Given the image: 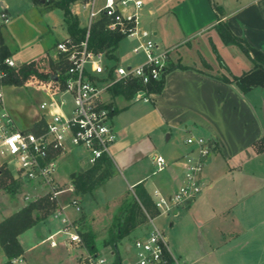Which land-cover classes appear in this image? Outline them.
I'll return each mask as SVG.
<instances>
[{
    "label": "crops",
    "instance_id": "0c3cea01",
    "mask_svg": "<svg viewBox=\"0 0 264 264\" xmlns=\"http://www.w3.org/2000/svg\"><path fill=\"white\" fill-rule=\"evenodd\" d=\"M46 1L35 3L30 0L29 3L27 0V10L39 17L60 10L48 8ZM144 1L142 27L151 33L158 52L169 51V72L162 92L152 94L151 101L144 107L133 108V100L123 96L115 98V101L123 99L120 107L115 103L112 120L117 141L110 149V158L117 174L108 181L124 177L129 187L125 199L129 193L134 194L135 187L140 184L152 199L155 193L169 198L185 182L184 158L192 154L186 139H210L216 148L199 176L202 191L173 213L179 224L191 229L173 243V249L170 244L169 247L184 264H264V153H256L253 149V144L264 136V87L244 94L235 84L223 80L252 71L255 62L239 45L226 44L219 28L221 25L227 27L233 36L264 54V0ZM72 7L75 5L70 8L78 18ZM4 9L9 17L7 24L1 18ZM60 11L66 26L64 12ZM19 16V4L0 0V29L12 53L11 58L19 65L32 63L41 72L50 70L55 60V45L62 40H53L46 48L41 44L36 46L37 38L32 42L13 37L8 39L4 26L14 35L13 23ZM68 36L67 31L64 39ZM136 46L137 41L134 48ZM25 49L31 54L24 55ZM116 51L109 52L108 63H120ZM223 51L231 52L238 61L228 64ZM8 87L15 86L1 87L5 107L16 126L25 130L20 113L24 115L29 104L18 106L17 115L15 105L5 98L4 90ZM34 90L36 95H42V101L47 99L44 92ZM33 108L27 114L38 123L42 113L39 106ZM81 149L86 155L79 152ZM158 155L167 160L165 170L159 173L155 164ZM68 159L71 166L66 168V180L60 182L56 175L60 184L72 183L74 173L93 166L85 147H69L59 162L67 163ZM7 163L0 157V168L5 165L11 169ZM93 192L80 196L79 204L84 206L81 214L69 216L66 211L70 205L64 204L61 217L78 221L81 233L95 234L98 247L95 252L106 254L111 246L100 247L101 236L97 235L95 228V223L106 220V212L102 220L97 207L84 203ZM0 200H3L0 202V223L25 207L16 201ZM54 218V215L50 216L18 237L24 254L14 259L13 264L69 263L67 259L52 261L50 258L55 252L50 246L51 237L64 228L63 219L57 222ZM149 233L127 242L129 244ZM61 236H57L56 241L66 249ZM48 254L49 257L45 256ZM7 262L0 245V264Z\"/></svg>",
    "mask_w": 264,
    "mask_h": 264
},
{
    "label": "built area",
    "instance_id": "2783aa9c",
    "mask_svg": "<svg viewBox=\"0 0 264 264\" xmlns=\"http://www.w3.org/2000/svg\"><path fill=\"white\" fill-rule=\"evenodd\" d=\"M72 5L87 11V26L83 28L85 39L76 42L68 36L58 42L54 60L57 68L49 73L51 78H33L28 82L26 87L33 86L47 97L39 105L42 115L36 129L22 130L16 126L5 107L0 86V157L7 160V164L15 163L16 180L48 189L47 196L55 202L59 195L75 191L72 184L68 189H61L56 178L59 159L69 147H85L93 165L105 155L110 157V149L117 141L112 122L114 89L139 84L142 88L132 100L148 103L152 95L148 85L163 79L168 71L169 51L158 52L151 33L142 27L144 0H72ZM5 11L1 18L7 24L9 17ZM100 22L108 32L135 39L137 46L133 54H143V63L128 67L110 64L108 51L90 49L91 31ZM5 64L12 69L21 66L11 57ZM3 77L0 72V81ZM185 142L195 155L184 158L185 182L178 192L169 198L160 193L153 196L158 216L169 217L202 191L199 176L216 148L215 143L204 137H189ZM155 163L157 173L167 166L162 155L156 157ZM73 205H79V201H73ZM59 207L55 217L63 215V207ZM77 211L81 212L80 206ZM156 218L148 215L153 229L147 236L134 239L121 252L111 247L105 254L89 251L81 238L79 224L63 216L64 228L51 237L50 246L59 248L56 237L62 235L68 255L75 259L74 264H182L172 253L164 231L156 226Z\"/></svg>",
    "mask_w": 264,
    "mask_h": 264
},
{
    "label": "trees",
    "instance_id": "16d2710c",
    "mask_svg": "<svg viewBox=\"0 0 264 264\" xmlns=\"http://www.w3.org/2000/svg\"><path fill=\"white\" fill-rule=\"evenodd\" d=\"M33 1L35 3L40 2V0ZM45 5L48 8L60 9L64 12L66 28L70 37L76 42L85 39L86 31L80 27L78 18L71 11L72 0H48ZM219 28L221 29V36L226 44L239 45L255 62V68L252 71L239 77L224 78L223 80L235 84L244 94L256 88L264 87V54L250 47L242 39L233 36L227 27L221 25ZM124 38L117 33L104 30L100 22L91 31L89 47L95 52L108 51L114 53ZM111 55L114 57L113 54ZM11 56L12 53L6 46L0 29V72L4 74V77L0 81V86L26 87L28 82L33 80V78L39 80H48L51 78L49 73L54 70L50 69L46 72H41L32 63L23 64L17 69L9 68L5 64V60ZM51 68H57L54 62L51 63ZM164 84L165 77L159 81H153L148 85V92L150 94H160L164 88ZM141 88L136 83L130 84L125 88L117 87L114 89V95L115 97L123 96L127 100H132L136 92L141 90ZM39 125L40 122L36 123L32 129H36ZM253 149L256 153H264V136L253 144ZM116 174L117 171L114 162L109 156L105 155L89 169L74 173L71 177L72 185L77 196H84L93 192L109 179L115 177ZM17 184L18 180L3 165L0 168V190L10 191ZM59 208L55 201H52L49 196H45L36 201H31L11 217L0 223V245L8 258L7 264H13L14 259L24 254L18 237L39 222L49 218ZM35 213H38V215H35ZM148 215L154 218L159 213L154 207L151 196L144 186L140 184L135 187L134 194L129 193L113 216L112 225L108 230V238L103 246H111L116 249L119 241L129 236L141 223L148 221ZM80 235L89 251L95 252L98 250L95 234L91 232H80Z\"/></svg>",
    "mask_w": 264,
    "mask_h": 264
},
{
    "label": "rangeland",
    "instance_id": "374dc122",
    "mask_svg": "<svg viewBox=\"0 0 264 264\" xmlns=\"http://www.w3.org/2000/svg\"><path fill=\"white\" fill-rule=\"evenodd\" d=\"M15 4L20 5V16L17 17L13 23L14 26V35L11 33V30L5 28L4 30L6 32L7 38L11 39L16 38L20 39L22 41H31L35 40L36 46L39 47L40 44L44 45L46 48L49 46L53 40H63L67 35V29L63 21V13L60 10H53L50 11L48 15L44 14L42 17L37 16L35 17L32 15L30 11L27 10L26 1L27 0H11ZM30 3V0H29ZM72 10L77 14L79 24L82 28L87 26V11L84 10L80 6L72 7ZM0 19V24H1ZM12 26V27H13ZM8 27V26H6ZM51 30V31H50ZM13 32V31H12ZM34 38V39H33ZM11 42V41H10ZM51 42V43H50ZM136 44V40L132 38H124L118 46V49L116 53L118 54V57L120 59V66L128 67V66H137L140 63L143 62V54L140 55H134L133 54V48ZM210 49V48H209ZM31 54L30 50L25 49L24 55L28 56ZM222 55L224 57V60L228 64H235L238 59H235L232 57L231 52H222ZM115 61H113L114 63ZM54 70L53 68H51ZM5 98L10 99L15 107L14 109L17 111V115L19 110L18 106H25L27 104L28 107L25 109L24 115H21V119L23 122V126L25 130L32 129L36 123V121L30 117L27 113L29 110L34 109L40 105V102L43 100L42 95H36L35 90L33 86L29 87H8L4 90ZM9 102V101H8ZM123 99L118 98L115 103L120 107L122 105ZM149 103V102H148ZM144 100L139 101H132L131 106L133 108H140L148 105ZM29 108V109H28ZM33 114V113H32ZM81 154L86 155L85 151L81 149ZM71 159V158H70ZM68 163H60L58 164V170H57V178L58 181L63 182L65 179V173L67 174L66 168L68 166H71L70 160L68 159L66 161ZM156 164V163H155ZM9 171L12 173V175H16L15 171V163H11ZM67 166V167H66ZM156 169V168H155ZM72 183L69 184H61V189L65 190L70 187ZM17 186V187H16ZM13 187L10 191L0 190V199H7L9 201H16L19 203H22V205L26 206L31 201H35L36 199L43 198L47 196L48 189H45L43 187H40L39 185L25 183L21 180H18V184ZM128 185L122 176V178L112 179L110 181H107L100 187H98L92 194H89L85 199V204L95 206L97 207V212L99 214V217L104 220V213L106 220L104 222L95 223L96 224V230L97 235H100V239L98 241L100 247L103 246L104 242L108 238V230L112 225L113 216L116 214L118 207L122 204L123 200L125 199L126 192L128 190ZM124 194V195H123ZM123 195V197H121ZM30 197V199H27ZM80 196H77L75 191L74 192H66L58 196L56 199V203L58 206H67L70 205L68 210L66 211L69 216L76 217L79 213L77 211V207L79 205H73V201H79ZM0 202L3 203V200H0ZM101 204V205H99ZM80 208H84L83 205L80 206ZM51 215L53 216L56 212ZM183 212V211H182ZM181 213V212H180ZM35 215H38V213H35ZM151 215V214H150ZM62 217L58 216L55 217V221H59ZM179 219L174 217L173 213H170L169 217H166L164 215L158 217L155 221L156 226L159 227L161 230L164 231V234L170 244L171 249H173V243L177 242L178 239H182L183 233L186 231H190L191 228H188L187 226L179 224ZM78 223V221H77ZM79 224V223H78ZM171 224H174L173 227H170ZM80 229L81 225L79 224ZM153 229V226L150 224L149 220L141 223L129 236H127L125 239L119 241L117 243L118 249L120 252L123 250L124 246L128 244V240H133L135 237H140L142 234H146L149 231L151 232ZM81 231V230H80ZM62 238V236L60 237ZM68 251L66 249H63L59 246V248L55 249V252L53 255H50V258L52 261H63L64 259H67L69 261L68 264H74L75 259L73 256L68 255ZM49 257L48 255H45ZM178 258V257H177ZM182 264L183 261H180Z\"/></svg>",
    "mask_w": 264,
    "mask_h": 264
}]
</instances>
